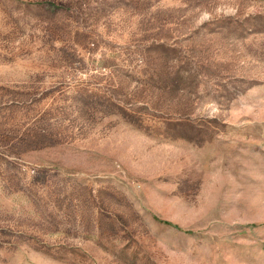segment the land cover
<instances>
[{
  "label": "rangeland",
  "instance_id": "1",
  "mask_svg": "<svg viewBox=\"0 0 264 264\" xmlns=\"http://www.w3.org/2000/svg\"><path fill=\"white\" fill-rule=\"evenodd\" d=\"M0 264H264V0H0Z\"/></svg>",
  "mask_w": 264,
  "mask_h": 264
}]
</instances>
